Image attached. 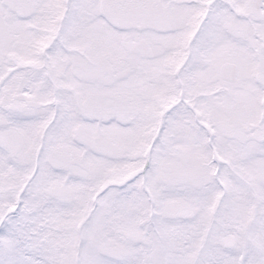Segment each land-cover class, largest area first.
<instances>
[{
    "label": "snow or ice",
    "instance_id": "6c2138e0",
    "mask_svg": "<svg viewBox=\"0 0 264 264\" xmlns=\"http://www.w3.org/2000/svg\"><path fill=\"white\" fill-rule=\"evenodd\" d=\"M0 264H264V0H0Z\"/></svg>",
    "mask_w": 264,
    "mask_h": 264
}]
</instances>
